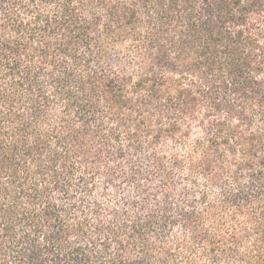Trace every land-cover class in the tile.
<instances>
[{"label": "trees", "instance_id": "1", "mask_svg": "<svg viewBox=\"0 0 264 264\" xmlns=\"http://www.w3.org/2000/svg\"><path fill=\"white\" fill-rule=\"evenodd\" d=\"M0 264H264V0H0Z\"/></svg>", "mask_w": 264, "mask_h": 264}]
</instances>
